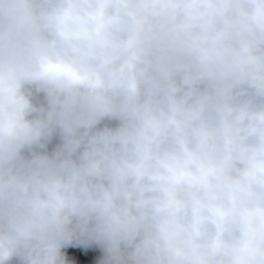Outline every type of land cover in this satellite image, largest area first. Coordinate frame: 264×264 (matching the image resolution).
Listing matches in <instances>:
<instances>
[{"label":"clouds","instance_id":"clouds-1","mask_svg":"<svg viewBox=\"0 0 264 264\" xmlns=\"http://www.w3.org/2000/svg\"><path fill=\"white\" fill-rule=\"evenodd\" d=\"M264 264V0H0V264Z\"/></svg>","mask_w":264,"mask_h":264},{"label":"rangeland","instance_id":"rangeland-1","mask_svg":"<svg viewBox=\"0 0 264 264\" xmlns=\"http://www.w3.org/2000/svg\"><path fill=\"white\" fill-rule=\"evenodd\" d=\"M69 264H98L102 251L98 246H69L63 249Z\"/></svg>","mask_w":264,"mask_h":264}]
</instances>
